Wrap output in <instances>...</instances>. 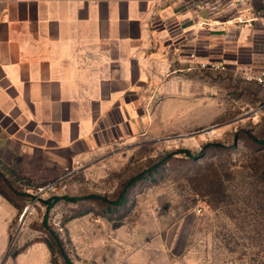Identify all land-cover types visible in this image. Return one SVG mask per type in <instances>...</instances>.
I'll return each instance as SVG.
<instances>
[{
	"label": "crops",
	"instance_id": "0c3cea01",
	"mask_svg": "<svg viewBox=\"0 0 264 264\" xmlns=\"http://www.w3.org/2000/svg\"><path fill=\"white\" fill-rule=\"evenodd\" d=\"M240 11L264 16V0H0V160L29 177L62 172L130 131L148 93L194 86L197 63L258 72L264 31L231 22ZM81 255L82 264L168 259L161 248ZM14 264H50L49 250L32 245Z\"/></svg>",
	"mask_w": 264,
	"mask_h": 264
},
{
	"label": "rangeland",
	"instance_id": "374dc122",
	"mask_svg": "<svg viewBox=\"0 0 264 264\" xmlns=\"http://www.w3.org/2000/svg\"><path fill=\"white\" fill-rule=\"evenodd\" d=\"M147 97L144 110L131 112L130 131L68 159L62 172L28 176L39 188L25 219L0 196V264L7 253L5 264H14L28 243L43 244L40 200L96 195L115 202L147 171L118 210L99 201H62L50 211L73 264L84 263L82 251L96 246L161 248L166 264H264L260 85L225 68L196 73L187 89Z\"/></svg>",
	"mask_w": 264,
	"mask_h": 264
},
{
	"label": "trees",
	"instance_id": "16d2710c",
	"mask_svg": "<svg viewBox=\"0 0 264 264\" xmlns=\"http://www.w3.org/2000/svg\"><path fill=\"white\" fill-rule=\"evenodd\" d=\"M256 142L257 144H263L262 141ZM184 153H187L188 156L191 154L189 151H184ZM156 169L157 167H154L153 170L155 171ZM151 172L152 171H147L146 173L132 179L126 185L119 199L115 202H109L105 198L96 195L87 197H51L47 200H40L41 204L46 208V212L40 226V231L42 232L43 237L39 239V242L43 243L48 248L51 255V263L59 264L61 262V264H73L61 234L49 223V213L57 204L62 203V201L69 204L80 203L82 201H99L106 203L109 206V209L118 210L126 199L127 190L138 180L146 176V174H151ZM32 182L36 184L35 180L17 173L13 168L0 160V196L16 208L19 215H21L24 209L36 199V195L32 192L38 191L39 187L32 188ZM35 242L37 241L26 244L18 254L22 253L24 249Z\"/></svg>",
	"mask_w": 264,
	"mask_h": 264
},
{
	"label": "built area",
	"instance_id": "2783aa9c",
	"mask_svg": "<svg viewBox=\"0 0 264 264\" xmlns=\"http://www.w3.org/2000/svg\"><path fill=\"white\" fill-rule=\"evenodd\" d=\"M231 22H235L236 24L246 29H251L252 27H254V25H258L264 31V16H262L258 12L240 11ZM193 69L207 72H216L225 69V67L215 62H207L197 63ZM245 77L248 81H254L258 85H260V87L264 91V59L258 72L246 73Z\"/></svg>",
	"mask_w": 264,
	"mask_h": 264
},
{
	"label": "water",
	"instance_id": "95a60500",
	"mask_svg": "<svg viewBox=\"0 0 264 264\" xmlns=\"http://www.w3.org/2000/svg\"><path fill=\"white\" fill-rule=\"evenodd\" d=\"M28 212H29V208L25 209V211H24L23 214H22V220L26 218ZM7 259H8V253H7V254L5 255V257L3 258L1 264H5L6 261H7Z\"/></svg>",
	"mask_w": 264,
	"mask_h": 264
}]
</instances>
